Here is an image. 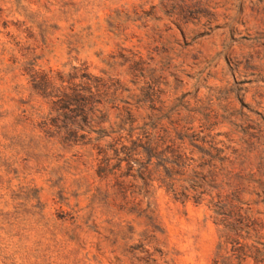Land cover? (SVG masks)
Wrapping results in <instances>:
<instances>
[{"label":"rangeland","instance_id":"1","mask_svg":"<svg viewBox=\"0 0 264 264\" xmlns=\"http://www.w3.org/2000/svg\"><path fill=\"white\" fill-rule=\"evenodd\" d=\"M120 49L154 60L157 107L177 117L184 103L194 127L211 111L255 223L244 264H264V0H0V264H213L220 227L205 202L153 182L144 196L126 178L134 188L110 206L108 182L37 128L48 107L33 72L83 65L138 94Z\"/></svg>","mask_w":264,"mask_h":264},{"label":"trees","instance_id":"2","mask_svg":"<svg viewBox=\"0 0 264 264\" xmlns=\"http://www.w3.org/2000/svg\"><path fill=\"white\" fill-rule=\"evenodd\" d=\"M117 57L122 66L126 64L130 83L143 85L137 88L138 94L111 76L88 73L83 65L68 75L51 71L30 75L33 92L48 107L47 116L37 125L42 139L64 150L77 149L78 158L84 159L99 181L108 182L110 206L122 196L126 200L134 188L126 178L140 182L144 196L153 182L176 202H205L220 227L213 264H244L250 250L243 241L255 223L240 206L241 190L234 183L244 176L242 171L234 172L231 155L235 153L226 154L216 140L220 134L213 132L214 125H207L211 111L196 127L192 117L196 112L184 103L186 113L173 117L172 111L157 107L163 101L153 78L157 70L150 69L154 60L145 61L138 52L125 49ZM250 129L244 135L253 138ZM122 164L125 172L116 174Z\"/></svg>","mask_w":264,"mask_h":264}]
</instances>
